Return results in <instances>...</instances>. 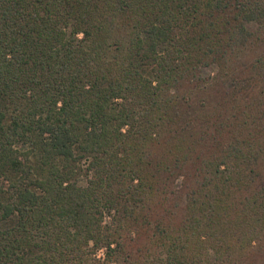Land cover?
<instances>
[{
    "label": "trees",
    "instance_id": "obj_1",
    "mask_svg": "<svg viewBox=\"0 0 264 264\" xmlns=\"http://www.w3.org/2000/svg\"><path fill=\"white\" fill-rule=\"evenodd\" d=\"M0 264H264V0H0Z\"/></svg>",
    "mask_w": 264,
    "mask_h": 264
},
{
    "label": "rangeland",
    "instance_id": "obj_2",
    "mask_svg": "<svg viewBox=\"0 0 264 264\" xmlns=\"http://www.w3.org/2000/svg\"><path fill=\"white\" fill-rule=\"evenodd\" d=\"M250 51H253V49H250V50H248V53H249V57L251 56V55H254L253 54V52H250ZM202 70V75H203V77L204 78H209V77H216L217 78V75L219 74V69H218V67L216 66V65H211V66H209V67H204V68H202L201 69ZM252 73V72H251ZM220 80H226V82H225V88H222L223 86H220V85H217L214 89H213V92L214 91H217V92H215L214 93V95H218V94H220L221 92H224V90L225 89H227V90H229V89H231L230 87L232 86V85H230L229 83V81L230 80H227L226 79V77L225 76H223ZM219 81V80H218ZM216 82H217V79H216ZM215 85V84H214ZM229 85V86H228ZM209 90H211L210 88L209 89H207L205 92H201V88H199V91L200 92H197V94H196V96L197 97H195V101L197 100V99H199L200 97H201V99H202V97H209V95L207 94V91H209ZM207 94V95H206ZM212 101V100H211ZM87 164H88V161L86 160V159H84L83 160V162H82V167H81V169H82V171H81V173L79 174L80 176H79V178H78V181H79V183L81 184V185H86V174H85V172H86V166H87ZM110 219L109 218H107V221H109ZM104 249H102V250H100V252H99V255L100 256H102L103 257V255H104Z\"/></svg>",
    "mask_w": 264,
    "mask_h": 264
}]
</instances>
